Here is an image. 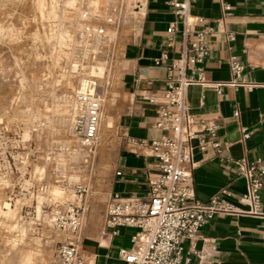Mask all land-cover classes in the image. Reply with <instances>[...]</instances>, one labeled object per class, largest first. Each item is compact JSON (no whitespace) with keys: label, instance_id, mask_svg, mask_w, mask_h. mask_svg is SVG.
<instances>
[{"label":"crops","instance_id":"0c3cea01","mask_svg":"<svg viewBox=\"0 0 264 264\" xmlns=\"http://www.w3.org/2000/svg\"><path fill=\"white\" fill-rule=\"evenodd\" d=\"M168 1L139 0L122 19L107 107L102 110L111 123L115 154L103 184V200L96 207L84 201L80 247L87 264H123L119 252L131 247L132 230L105 228L107 203L113 194L145 198L148 181L157 173L156 160L140 143L161 135L153 126L155 110L165 90L168 59L177 56L180 46L178 35L173 47L165 45L169 24L180 28L181 22ZM226 1L231 6L226 15L219 0L189 1V15L205 20L194 29L209 30V54L203 64L206 84L188 86L185 103L192 116L216 126L220 144V151H200L192 142V183L198 200L226 191L225 199L246 210L236 199L246 192L236 169L239 162L261 157L264 149V0ZM230 59L243 68L240 80L252 86L234 78ZM260 194L261 216H216L197 239L184 241L187 264H264V189Z\"/></svg>","mask_w":264,"mask_h":264},{"label":"rangeland","instance_id":"374dc122","mask_svg":"<svg viewBox=\"0 0 264 264\" xmlns=\"http://www.w3.org/2000/svg\"><path fill=\"white\" fill-rule=\"evenodd\" d=\"M138 1L0 0V264H56L52 211L78 202L73 185L87 189L82 202L103 200L111 123L102 112L87 156L69 136L73 93L82 77L109 79L122 19ZM87 24L106 38L85 37Z\"/></svg>","mask_w":264,"mask_h":264},{"label":"built area","instance_id":"2783aa9c","mask_svg":"<svg viewBox=\"0 0 264 264\" xmlns=\"http://www.w3.org/2000/svg\"><path fill=\"white\" fill-rule=\"evenodd\" d=\"M189 1H168L174 13L181 17V22L180 28L177 23L169 24L165 45L173 47L175 35H178L180 46L177 56L168 59L165 90L155 110L153 126L161 135L140 143L156 160L157 173L148 181L145 198L113 194L106 206L104 226L107 230H132L131 247L119 252L118 257L123 264H187L183 242L197 239L201 230L216 216L262 215L260 192L264 189V149L261 157L239 162L236 169L237 177L245 181L246 187V192L236 199L247 207L246 210L238 209L225 199L226 191L206 201L195 197L191 172L192 142L196 141L200 151H220V144L216 126L192 116L185 103L188 86L206 84L203 64L209 54L206 40L209 30L194 29L205 24V20L189 15ZM219 3L225 15L231 11L226 0H219ZM107 22L114 26L117 24L116 20L108 19ZM84 34L87 38H106L100 25L93 27L87 24ZM228 39L231 41L232 36ZM242 69L235 59H230V70L236 80H240ZM99 79L97 76L80 78L73 93L75 116L69 136L87 156H93L98 145V127L109 86V79L105 78L102 83ZM243 137L247 138L248 133L244 132ZM73 187L78 202L61 209L57 207L51 214L53 228L62 235V241L56 248V264H87L80 247L86 212L82 198L87 195V189L82 185Z\"/></svg>","mask_w":264,"mask_h":264},{"label":"bare ground","instance_id":"6f19581e","mask_svg":"<svg viewBox=\"0 0 264 264\" xmlns=\"http://www.w3.org/2000/svg\"><path fill=\"white\" fill-rule=\"evenodd\" d=\"M55 194V193H54Z\"/></svg>","mask_w":264,"mask_h":264}]
</instances>
